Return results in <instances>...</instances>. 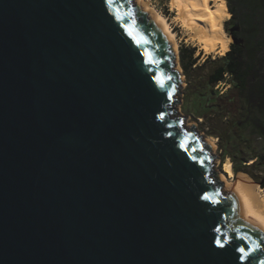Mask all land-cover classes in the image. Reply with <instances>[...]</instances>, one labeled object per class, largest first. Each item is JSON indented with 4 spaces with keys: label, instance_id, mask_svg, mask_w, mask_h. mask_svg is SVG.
Returning a JSON list of instances; mask_svg holds the SVG:
<instances>
[{
    "label": "water",
    "instance_id": "obj_1",
    "mask_svg": "<svg viewBox=\"0 0 264 264\" xmlns=\"http://www.w3.org/2000/svg\"><path fill=\"white\" fill-rule=\"evenodd\" d=\"M146 15L139 0H0V264H264L233 192L251 179L225 192L172 117L182 82Z\"/></svg>",
    "mask_w": 264,
    "mask_h": 264
},
{
    "label": "trees",
    "instance_id": "obj_2",
    "mask_svg": "<svg viewBox=\"0 0 264 264\" xmlns=\"http://www.w3.org/2000/svg\"><path fill=\"white\" fill-rule=\"evenodd\" d=\"M225 2L230 14L226 33L233 38L229 51L198 65L201 54L195 56V47L179 50L188 80L209 67L197 91L186 97L197 118L212 117L206 134L218 140L221 163L229 159L234 175L246 174L264 189V0ZM226 80L230 91H218Z\"/></svg>",
    "mask_w": 264,
    "mask_h": 264
},
{
    "label": "rangeland",
    "instance_id": "obj_3",
    "mask_svg": "<svg viewBox=\"0 0 264 264\" xmlns=\"http://www.w3.org/2000/svg\"><path fill=\"white\" fill-rule=\"evenodd\" d=\"M171 1L172 0H139V4L141 3L147 4L148 9L146 10V12L151 11L154 15L161 16L162 18H164L168 32H169L168 34L172 36L174 43L176 45L177 61L176 62L174 61L173 67H174V70H176L179 74V78L181 79V82H182V87L178 89V92L180 93V95H176L175 99L179 102V104H174V107L176 109V114H172V117L186 118V120L184 121V126L185 127L194 126V131L197 133L196 136L201 137L202 141L211 147V152L213 156L217 158L213 160V163L215 164V166H213L212 170L213 172H215L221 177L222 182L224 184L223 190L225 192H229L233 183L236 180V175H234L232 178H228V176L224 174L222 163H221V157H220L221 151H219L218 145H217L218 140L206 134L207 130L209 129V125H210L209 122L212 120V117L209 116L207 119L197 118L196 116L197 114H193V110L190 106V101H188V98L186 97V95L189 96L192 90L197 91L198 85L202 82V79L205 77L206 73L208 72L209 67L199 69L196 73L192 74L191 80H188L186 76L184 75V72L180 66V60H179L180 48H194L195 47L197 49V53L195 54V56L201 54L200 59L198 60V65H201L207 56H210L212 60H215V59L222 57L223 54L219 48H216L215 50H212L210 52H206L204 49H202L201 43H199L198 40L193 37V33L186 26V22L183 21L184 14L179 13L178 8L176 6H173L171 4ZM131 6L133 7L135 6V1L131 3ZM209 6L214 7L215 1H211L209 3ZM226 21L222 22V31L224 32L225 37L228 39V51H229V46H230V43L232 42L230 40L231 36L229 35V33H226V26H225ZM263 73L264 71H262V74L260 75H263ZM218 91L220 92L227 91V93L230 91V85L227 82V80L224 83H221L218 85ZM226 94H223V95H226ZM186 102L188 103V105H186ZM221 107H224V106H221ZM252 182L254 184H257L254 181ZM237 185L238 183L234 186L233 190L236 189ZM255 186H256V191L259 192L260 195H263L264 189L260 188L258 185H255Z\"/></svg>",
    "mask_w": 264,
    "mask_h": 264
},
{
    "label": "bare ground",
    "instance_id": "obj_4",
    "mask_svg": "<svg viewBox=\"0 0 264 264\" xmlns=\"http://www.w3.org/2000/svg\"><path fill=\"white\" fill-rule=\"evenodd\" d=\"M211 1H215L214 7L209 6ZM171 4L178 8L179 13L184 14L183 21L186 22V26L193 33V37L201 43L202 49L210 52L219 48L223 55L228 51V39L222 31V22L230 18L225 0H172ZM139 5L144 11L148 9V5L145 3ZM147 13L162 30L171 50V55H173L174 61L176 62V45L172 36L168 34L169 32L164 18L154 15L151 11ZM149 15H146L148 19ZM222 168L228 178L234 176L232 164L229 159H225L222 163ZM245 182H238L233 192L240 198L244 210L264 229V194L260 195L256 191V186L250 181L245 180ZM261 236L264 237V235Z\"/></svg>",
    "mask_w": 264,
    "mask_h": 264
},
{
    "label": "snow or ice",
    "instance_id": "obj_5",
    "mask_svg": "<svg viewBox=\"0 0 264 264\" xmlns=\"http://www.w3.org/2000/svg\"><path fill=\"white\" fill-rule=\"evenodd\" d=\"M110 3H111V0H110ZM117 18L118 19H122V17H119V16ZM128 33H129L130 36H132V30L130 28L128 29ZM133 39H137V38L135 36H133ZM140 43H147V41L143 40V38L141 37V38L137 39V44L139 45ZM147 62L148 63H152L151 60H149ZM161 86L163 87L162 83H161ZM160 119H163V116H161ZM205 199H207V197H205ZM217 244H218V246L223 247V245L219 241H217ZM240 251H241V253H243L244 250L240 249Z\"/></svg>",
    "mask_w": 264,
    "mask_h": 264
},
{
    "label": "clouds",
    "instance_id": "obj_6",
    "mask_svg": "<svg viewBox=\"0 0 264 264\" xmlns=\"http://www.w3.org/2000/svg\"><path fill=\"white\" fill-rule=\"evenodd\" d=\"M188 131H189V130H188ZM195 133H196V132H195ZM196 134H197V133H196ZM196 134H195V135H196ZM198 137H199V136H198Z\"/></svg>",
    "mask_w": 264,
    "mask_h": 264
}]
</instances>
